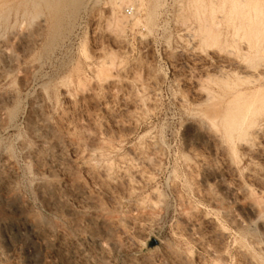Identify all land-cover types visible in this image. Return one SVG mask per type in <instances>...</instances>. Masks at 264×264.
<instances>
[{"label":"rangeland","instance_id":"1","mask_svg":"<svg viewBox=\"0 0 264 264\" xmlns=\"http://www.w3.org/2000/svg\"><path fill=\"white\" fill-rule=\"evenodd\" d=\"M81 1L59 27L43 5L0 18V264H264V210L250 222L240 190L263 179L264 108L233 133L202 116L206 97L264 88L235 73H264V0L242 17L228 0Z\"/></svg>","mask_w":264,"mask_h":264},{"label":"bare ground","instance_id":"2","mask_svg":"<svg viewBox=\"0 0 264 264\" xmlns=\"http://www.w3.org/2000/svg\"><path fill=\"white\" fill-rule=\"evenodd\" d=\"M123 0H121V3H123L122 2ZM126 1H128V0H126ZM125 1V2H126ZM133 3H132V2ZM129 0L128 1V3H130L131 2V4L130 5H133L134 4V6H132V8L133 7H135V8H138V2L139 1H136V0ZM136 3H135V2ZM151 1V0H150ZM154 1V0H153ZM231 4H232V7H233V10L235 11V14H239L238 13V11L239 12H244V10H247V9H249L251 6H249L247 3H246V0H228ZM120 2V1H119ZM118 2V3H119ZM124 2V3H125ZM141 2V1H140ZM144 2H145V0H144ZM155 2V1H154ZM216 2V1H215ZM85 3V2H84ZM118 3H116V4H118ZM127 3V2H126ZM224 3V2H223ZM222 3V4H223ZM254 3H256V1H254ZM144 4V3H143ZM146 4H148V3H146ZM154 4V3H153ZM180 4V3H179ZM214 4V3H213ZM28 5H31L32 6V8L33 9H37L39 6H41V5H43V7H46L48 10H49V12H50V14H51V16H52V19L54 20V24L56 25V27L60 24V22H62V20H63V18H64V16H65V14L67 13V11L68 10H70L71 11V13H73L72 15V17H74L75 15H76V9L78 8H81V7H83V3H82V1L81 0H0V18L1 19H3L4 20V18H7L9 15H10V13H11V11L12 10H15V14L17 15V11H18V8H22L23 10H22V12H21V16L22 17H24V15L27 13V6ZM123 5V4H122ZM121 5V6H122ZM150 6H151V3L149 4ZM202 5H203V3H202ZM263 5V4H262ZM262 5H260V8H261V11H262ZM85 6V5H84ZM121 6H120V8H121ZM200 6V5H199ZM42 7V8H43ZM141 7V6H140ZM147 7V6H146ZM215 7V6H214ZM253 7V6H252ZM41 7H39V9H37V10H39V11H41V9H40ZM119 8V9H120ZM134 8V9H135ZM142 8V7H141ZM156 8V7H155ZM183 8V7H182ZM254 8V7H253ZM258 8V5H256L255 6V9H257ZM260 8H258V9H260ZM214 9V8H213ZM43 10V9H42ZM117 10V9H116ZM138 9H136L135 10V12L137 11ZM146 10V9H145ZM151 10H155V9H151ZM36 11V10H35ZM39 11H36L37 13H33V15H32V12H31V16H33L34 17V14H35V16L38 14V12ZM144 11V10H143ZM149 11V10H148ZM153 11H150V13L147 15V12L146 11H144V12H146V17H147V19L151 22V20L154 18L153 17ZM156 11V10H155ZM178 11V10H177ZM180 11H181V8H180ZM186 12V11H185ZM182 13H184V12H182ZM261 13V12H260ZM179 15H180V13H178ZM30 15H28V16H30ZM214 15V14H213ZM240 15V14H239ZM238 15V16H239ZM246 15V14H245ZM257 15V14H256ZM178 16V15H177ZM184 16H185V14H184ZM183 15H182V17H180V16H178L177 18H180V19H177V20H181V18H183V22L186 20L187 21V17L185 16L184 17ZM241 16V15H240ZM33 17H32V19H33ZM153 17V18H152ZM242 17V16H241ZM251 16H249L248 18H250ZM258 17V16H257ZM71 18V17H70ZM184 18H185V20H184ZM232 18V17H231ZM239 19V18H238ZM146 20V19H145ZM148 20L147 21H145V22H147L149 25H151L150 24V22H148ZM260 20V21H259ZM154 21H155V18H154ZM154 21L152 20V24L154 23ZM235 21V20H234ZM250 21V20H249ZM256 21V20H255ZM257 21H259L258 22V24L261 22V19H257ZM256 21V22H257ZM263 21V20H262ZM18 22V21H17ZM23 22H24V20H23ZM180 22H182V21H180ZM179 22V23H180ZM183 22H182V26L181 27H184V25H186V24H184L183 25ZM189 22V21H188ZM240 22V21H239ZM253 22V21H252ZM147 23H145V27H148L149 25L147 24ZM206 23H207V21H206ZM208 24V23H207ZM214 24V23H213ZM262 24V22L260 23V25ZM23 25V24H22ZM215 25V24H214ZM213 25V26H214ZM243 25V24H242ZM249 25V24H248ZM250 25L252 26V23H250ZM153 26L154 25H152V26H150L151 27V29H149V30H152V28H153ZM239 26V25H238ZM254 26H256V25H254ZM263 26V24L261 25V27ZM21 27V26H20ZM59 27V26H58ZM61 27V26H60ZM214 27H216V26H214ZM213 27V28H214ZM257 27V26H256ZM256 27H254V28H256ZM259 28H261L260 26H258ZM264 27V26H263ZM149 28V27H148ZM212 28V29H213ZM243 28V27H242ZM249 28V27H248ZM252 28H253V26H252ZM207 29V28H206ZM209 29H210V27H209ZM208 29V30H209ZM240 31L241 30V27H240V29H237V31ZM244 30V29H243ZM250 32L249 33H251V31L253 30V29H248ZM264 30V29H263ZM238 31V32H239ZM246 31V34L248 33L247 32V30H245ZM260 31H262V29L260 30ZM260 31L258 30V32L260 33ZM209 32V31H208ZM236 32V31H235ZM254 31H252V33H253ZM210 33V32H209ZM212 33V32H211ZM210 33V34H211ZM213 34H215V33H213ZM237 34V33H236ZM261 34V33H260ZM206 35V34H205ZM257 35H258V33H257ZM256 35V36H257ZM262 35V34H261ZM210 36V35H209ZM211 36H213V35H211ZM207 37V36H206ZM219 37L220 36H218V39H219ZM261 37V36H260ZM210 38H212V37H210ZM214 38V37H213ZM253 38V37H252ZM258 38V37H257ZM206 39V38H205ZM205 39L203 40V41H205ZM216 39V38H215ZM208 40V39H207ZM234 40V39H233ZM259 40V39H258ZM212 41H214V40H212ZM27 42V41H26ZM217 42V41H216ZM234 42H236L235 40H234ZM212 43V42H211ZM214 44V43H213ZM216 44V43H215ZM206 46V45H205ZM211 47V46H210ZM212 47H214L215 48V45L214 46H212ZM214 48H212V49H214ZM264 55V54H263ZM253 58V57H252ZM244 59V58H243ZM249 59H251V58H249ZM255 60V59H254ZM226 61V60H225ZM253 61V60H252ZM247 63V62H246ZM250 63H252V62H250ZM244 65V64H243ZM239 66H241V65H239ZM223 67V66H222ZM229 67L230 66H228V69H229ZM238 67V66H237ZM236 67V68H237ZM243 67V66H242ZM241 67V68H242ZM226 68V67H225ZM223 69H224V67H223ZM227 69V68H226ZM227 69V70H228ZM237 69H239V68H237ZM243 69V68H242ZM246 69V68H245ZM231 70V69H230ZM4 71V70H3ZM221 70H219L218 71V74H219V72H220ZM223 71V70H222ZM2 72V71H1ZM0 72V73H1ZM4 73V72H3ZM236 73V75H237V78H238V81L239 82H246V84H247V82L249 81V79H252V78H255V80L259 77V80L260 79H262L263 77H264V73H262V74H260L259 75V73H258V76H256V75H254V74H252V73H250V72H248V71H246V70H240V71H237V72H235ZM255 74H256V72H255ZM223 75V74H222ZM208 77V76H207ZM221 77V76H220ZM262 77V78H261ZM222 78H223V76H222ZM207 79V78H206ZM219 79V78H218ZM226 79H228V78H226ZM263 80V79H262ZM257 81H258V79H257ZM250 82V81H249ZM225 83V82H224ZM249 84H252V83H249ZM224 85H226L227 86V84H224ZM231 85V84H230ZM230 85L228 86L229 88H231L230 87ZM239 85V84H238ZM237 85V86H238ZM198 86H199V84H198ZM234 86V85H233ZM241 87V86H240ZM263 87V86H262ZM203 88H205L204 86H203ZM257 88V87H256ZM196 89V88H195ZM195 89H193V91L195 90ZM198 89V88H197ZM196 89V90H197ZM202 89V88H201ZM195 90V91H196ZM203 91H205V93L207 92L206 90H204V89H202ZM200 91H198V93H199ZM202 92V91H201ZM200 92V93H201ZM212 92V91H211ZM202 93H204V92H202ZM206 94H209L210 95V93H209V91L206 93ZM216 95V94H215ZM202 96V95H201ZM201 96H199V99H201L200 97ZM205 96V95H204ZM212 97H214V96H212ZM211 97V98H212ZM210 97H206L205 99H204V97H203V102H202V104L203 105H205L206 107V112L204 111V115H205V113H206V116H204L203 114H202V116L203 117H207V118H209L210 119V124H216V122L214 123V122H212L213 120H220L223 124H224V126H225V128H226V130L227 131H229V132H231V133H233V132H238V131H240L244 126H247V124H248V126H250L252 123V121H254L255 119H253L258 113H260L261 112V110L264 108V88H259L256 92L254 91V93L253 94H243V93H239V94H237V96L234 98V100H232L231 102H229V103H227L226 105L223 103V102H214V101H212L213 99H211ZM223 98V97H222ZM202 100V99H201ZM200 100V101H201ZM215 100H218V99H215ZM221 101V100H220ZM198 103H200V102H198ZM155 105V104H154ZM204 108V109H205ZM203 109V110H204ZM140 110V109H139ZM201 112H202V110H201ZM209 119H207L208 121H209ZM212 120V121H211ZM255 122V121H254ZM254 122H253V125H254ZM202 123V122H201ZM251 123V124H250ZM256 123V122H255ZM196 124V123H195ZM195 124H193V125H195ZM203 124V123H202ZM250 124V125H249ZM197 125V124H196ZM195 125V126H196ZM213 125V126H214ZM192 126V125H191ZM203 126H204V124H203ZM212 126V125H211ZM252 126V125H251ZM215 127H216V125H215ZM198 128V127H197ZM197 128L196 129H194L193 131H192V133H191V137H195L198 133H199V131H197ZM217 129H219V128H217ZM250 129V128H249ZM199 130H203V128L201 127ZM214 130V129H213ZM247 130V129H246ZM204 131H206V130H204ZM215 131H216V129H215ZM207 132V131H206ZM209 132V131H208ZM217 132V131H216ZM243 132H244V129H243ZM218 133V132H217ZM220 133V132H219ZM218 133V134H219ZM254 133V132H253ZM190 134V133H189ZM206 134H208V133H206ZM216 134V133H215ZM246 134V133H245ZM213 135V134H212ZM238 135V134H237ZM240 135V134H239ZM239 135H238V138L237 139H239ZM256 135V134H255ZM187 136V135H186ZM202 138H207L206 137V135H200ZM204 136V137H203ZM208 136V135H207ZM241 136V135H240ZM245 136V135H244ZM210 137V136H209ZM208 137V138H209ZM242 138H244V137H242ZM236 139V140H237ZM246 139V138H245ZM190 140V139H189ZM209 140H210V138H209ZM213 141V140H212ZM212 141H211V143H212ZM219 141H221V140H219ZM232 142H233V140H231ZM242 141H243V139H242ZM245 141V140H244ZM249 141V140H248ZM206 142H207V140H206ZM252 143V142H251ZM215 144V143H214ZM243 144V143H242ZM244 144H245V142H244ZM212 145V144H211ZM217 145V144H216ZM233 145H235V144H233ZM108 146V145H107ZM110 146V145H109ZM215 146V145H214ZM245 146H247L246 144H245ZM252 147V146H251ZM242 148V147H241ZM106 149V148H105ZM243 149V148H242ZM241 149V150H242ZM234 151H235V147H234V149H233ZM249 149H246V153H247V151H248ZM100 151V150H99ZM140 151V150H139ZM243 151V150H242ZM137 152V151H136ZM251 151H249V153H250ZM234 153V152H233ZM243 154L245 153V152H242ZM227 154V153H226ZM251 154V153H250ZM249 154V156H251ZM134 155V154H133ZM228 155V154H227ZM234 155V154H233ZM253 155V154H252ZM101 156V155H100ZM235 157H236V155H234ZM59 157V156H58ZM251 157H253L254 158V156H251ZM62 158V157H61ZM146 158V157H145ZM229 158H230V156H229ZM252 158V159H253ZM59 159V158H58ZM137 159V158H136ZM235 159V161L237 160L236 158H234ZM255 159H256V157H255ZM143 160V159H142ZM158 160V159H157ZM230 160H231V158H230ZM257 160V159H256ZM146 161V160H145ZM159 161V160H158ZM227 161V160H226ZM61 162H62V160H61ZM228 162V161H227ZM63 163V162H62ZM61 163V164H62ZM138 162H136V164H137ZM149 163V162H148ZM229 163V162H228ZM231 163H233V162H231ZM143 164V163H142ZM58 165H59V163H58ZM230 165V164H229ZM148 167H150V166H148ZM154 167V166H153ZM139 169V168H138ZM150 169V168H149ZM189 169V168H188ZM122 171H124V170H122ZM136 172V171H135ZM254 172V171H253ZM143 173V172H142ZM238 173V172H237ZM255 173V172H254ZM123 175H125V173L123 174ZM142 175V174H141ZM141 175H138L139 177L141 176ZM137 176V177H138ZM144 177L146 176V175H143ZM143 176H141L142 178H143ZM122 177V176H121ZM140 177V178H141ZM263 179H260V180H264V174H263ZM1 178V177H0ZM141 178V179H142ZM248 178H250V177H248ZM138 179V178H137ZM150 179V178H149ZM221 179H222V177H221ZM126 180V179H125ZM143 180H145L144 178L142 179V181ZM224 180V179H223ZM222 180V181H223ZM239 180V179H238ZM260 180H259V182H257V184L255 185V183H254V185L255 186H253V184H252V186H248L249 184H251V183H249V184H247V185H243L242 187H241V193H242V197H244V200H242L241 202H242V210L244 211V213L246 214V216L249 218V219H251V221L250 222H252V220H257V219H259V217L262 215V212H263V210H264V182L263 183H260ZM144 182V181H143ZM238 183V182H237ZM239 183H240V181H239ZM239 183L237 184V185H239ZM242 183V182H241ZM130 184V183H129ZM132 184V183H131ZM207 184V183H206ZM205 185V184H204ZM225 186H227L226 185V183L224 184ZM236 185V186H237ZM140 186V185H139ZM43 188V187H42ZM141 188V187H140ZM230 189V188H229ZM230 190H232V189H230ZM235 190H236V188H235ZM237 190H238V187H237ZM236 190V191H237ZM83 192V191H82ZM239 192V191H238ZM235 193V192H234ZM237 193V192H236ZM85 194V193H84ZM231 194H233V193H231ZM238 194V193H237ZM239 194H240V192H239ZM78 195V194H77ZM76 195V196H77ZM235 195V194H234ZM236 196V195H235ZM241 195H239V197H240ZM234 197V196H233ZM235 199V198H234ZM79 200V199H78ZM144 200V199H143ZM235 200H237V199H235ZM241 200V199H240ZM239 200V201H240ZM57 201V200H56ZM146 201V200H145ZM245 201V202H244ZM53 205V204H52ZM143 205V204H142ZM85 212V211H84ZM261 214V215H260ZM225 215H229L228 213H226ZM244 215V214H243ZM225 218H227L226 216H224ZM231 217V216H230ZM230 217H228V219L230 218ZM242 217V216H241ZM241 217H239V218H241ZM264 217V216H263ZM224 218V219H225ZM246 218V217H245ZM245 218H244V220L241 218L240 220H238V221H240L238 224H241V225H243L242 223L245 221ZM192 219V218H191ZM232 219V218H231ZM249 219H248V221H249ZM260 219H261V217H260ZM259 219V220H260ZM193 220V219H192ZM232 220H234V219H232ZM236 220V219H235ZM231 221V220H230ZM237 221V222H238ZM248 221L246 220V222L248 223ZM232 222V221H231ZM235 222V221H234ZM234 222H232V223H234ZM237 222H235L234 224L236 225L237 224ZM256 222V221H255ZM198 223V222H197ZM253 223V222H252ZM237 224V225H238ZM244 224H245V222H244ZM233 225V224H232ZM38 227V226H37ZM258 228H260L263 232H264V222L262 221V220H260V223H259V226H258ZM217 229V228H216ZM43 234V233H42ZM251 241V240H250ZM252 243V242H251ZM245 244V243H244ZM67 249V248H66ZM63 250H65V249H63ZM69 250V249H68ZM61 251V250H60ZM261 251V250H260ZM264 252V251H263ZM75 254H76V252H75ZM74 254V252H72L71 254H70V256L71 257H74V256H76ZM258 254V253H257ZM74 258H76L77 259V257H74ZM74 262H75V259H74ZM66 264V263H65Z\"/></svg>","mask_w":264,"mask_h":264}]
</instances>
